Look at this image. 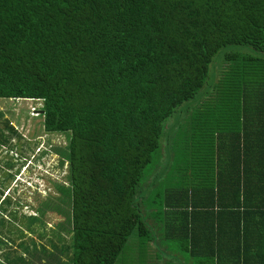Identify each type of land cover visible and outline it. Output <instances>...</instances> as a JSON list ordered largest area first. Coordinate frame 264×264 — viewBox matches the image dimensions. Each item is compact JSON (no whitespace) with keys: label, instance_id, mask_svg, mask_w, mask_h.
I'll return each mask as SVG.
<instances>
[{"label":"trees","instance_id":"16d2710c","mask_svg":"<svg viewBox=\"0 0 264 264\" xmlns=\"http://www.w3.org/2000/svg\"><path fill=\"white\" fill-rule=\"evenodd\" d=\"M0 98L66 133L71 235L0 264H264V0H0Z\"/></svg>","mask_w":264,"mask_h":264},{"label":"rangeland","instance_id":"374dc122","mask_svg":"<svg viewBox=\"0 0 264 264\" xmlns=\"http://www.w3.org/2000/svg\"><path fill=\"white\" fill-rule=\"evenodd\" d=\"M236 49L238 46L222 47L212 63L225 52ZM41 106L42 102L37 99L0 98V140H4L0 142V190H3L0 198L6 197L3 205L7 211H13L17 216L9 224H17L25 229L24 235H20L22 232L19 229V233L16 232L14 227V235L7 236V232L3 233L7 244L1 247L0 257L7 250V246L15 248L18 242L23 241L30 248L34 241L37 247L43 244L52 259L53 254H56L64 263L65 256L59 249L71 243V235L66 231L69 225L63 218L65 211L69 210V198L57 186H69L68 162L62 153L67 146V135L44 130L43 117L39 114ZM170 121L172 120L168 123ZM10 125L15 133L10 131ZM163 149L164 146L162 152ZM158 155L160 157V152ZM45 202L50 204L43 206ZM34 214L38 219L33 224L30 222L33 227L30 233V228L26 229L27 226L30 227L27 217ZM166 253L170 255L169 252ZM121 257L117 262L125 264L123 256ZM166 259L171 258L162 257L158 264H163Z\"/></svg>","mask_w":264,"mask_h":264},{"label":"crops","instance_id":"0c3cea01","mask_svg":"<svg viewBox=\"0 0 264 264\" xmlns=\"http://www.w3.org/2000/svg\"><path fill=\"white\" fill-rule=\"evenodd\" d=\"M3 198H4V197H3ZM3 198H2V199H3ZM2 199L0 198V200H2ZM3 207H6V206H3ZM4 214H7V213H6V212H4Z\"/></svg>","mask_w":264,"mask_h":264},{"label":"clouds","instance_id":"9594fccd","mask_svg":"<svg viewBox=\"0 0 264 264\" xmlns=\"http://www.w3.org/2000/svg\"><path fill=\"white\" fill-rule=\"evenodd\" d=\"M26 99H28V98H26Z\"/></svg>","mask_w":264,"mask_h":264}]
</instances>
